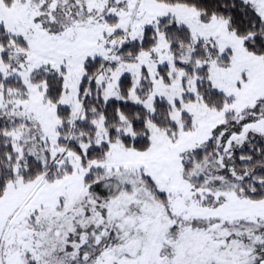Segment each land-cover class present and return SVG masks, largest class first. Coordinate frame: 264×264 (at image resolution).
Listing matches in <instances>:
<instances>
[{"label":"snow or ice","instance_id":"6c2138e0","mask_svg":"<svg viewBox=\"0 0 264 264\" xmlns=\"http://www.w3.org/2000/svg\"><path fill=\"white\" fill-rule=\"evenodd\" d=\"M0 264H264V0H0Z\"/></svg>","mask_w":264,"mask_h":264}]
</instances>
